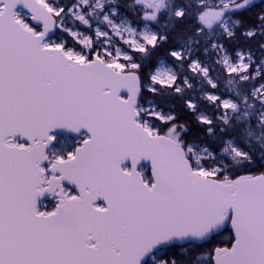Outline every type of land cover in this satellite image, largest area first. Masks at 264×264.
<instances>
[{"label": "snow or ice", "instance_id": "obj_1", "mask_svg": "<svg viewBox=\"0 0 264 264\" xmlns=\"http://www.w3.org/2000/svg\"><path fill=\"white\" fill-rule=\"evenodd\" d=\"M0 264H264V0H0Z\"/></svg>", "mask_w": 264, "mask_h": 264}, {"label": "trees", "instance_id": "obj_2", "mask_svg": "<svg viewBox=\"0 0 264 264\" xmlns=\"http://www.w3.org/2000/svg\"><path fill=\"white\" fill-rule=\"evenodd\" d=\"M58 135H59L62 139L67 140L69 143H71V141L74 139V138H68V137H66V136H64V135H62V134H58ZM223 235L226 236V235H227V232L223 233Z\"/></svg>", "mask_w": 264, "mask_h": 264}, {"label": "water", "instance_id": "obj_3", "mask_svg": "<svg viewBox=\"0 0 264 264\" xmlns=\"http://www.w3.org/2000/svg\"><path fill=\"white\" fill-rule=\"evenodd\" d=\"M58 134H63V135H66V136H71V137H73V135H72L71 133L65 132V131H63V130H60V132H59ZM144 165L147 166L146 163H145ZM45 199H47V197H45Z\"/></svg>", "mask_w": 264, "mask_h": 264}, {"label": "flooded vegetation", "instance_id": "obj_4", "mask_svg": "<svg viewBox=\"0 0 264 264\" xmlns=\"http://www.w3.org/2000/svg\"><path fill=\"white\" fill-rule=\"evenodd\" d=\"M48 203L50 204V203H51V201H48Z\"/></svg>", "mask_w": 264, "mask_h": 264}, {"label": "rangeland", "instance_id": "obj_5", "mask_svg": "<svg viewBox=\"0 0 264 264\" xmlns=\"http://www.w3.org/2000/svg\"><path fill=\"white\" fill-rule=\"evenodd\" d=\"M210 2H211V0H210ZM65 136V135H64Z\"/></svg>", "mask_w": 264, "mask_h": 264}]
</instances>
